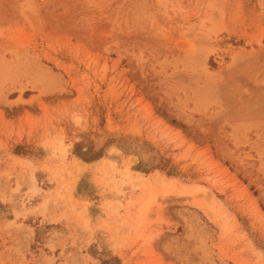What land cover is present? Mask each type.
Returning a JSON list of instances; mask_svg holds the SVG:
<instances>
[{
    "label": "rangeland",
    "instance_id": "obj_1",
    "mask_svg": "<svg viewBox=\"0 0 264 264\" xmlns=\"http://www.w3.org/2000/svg\"><path fill=\"white\" fill-rule=\"evenodd\" d=\"M0 264H264V0H0Z\"/></svg>",
    "mask_w": 264,
    "mask_h": 264
}]
</instances>
